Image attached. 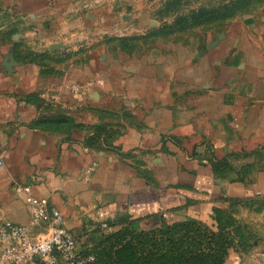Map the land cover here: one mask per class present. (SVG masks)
Segmentation results:
<instances>
[{
    "label": "crops",
    "instance_id": "1",
    "mask_svg": "<svg viewBox=\"0 0 264 264\" xmlns=\"http://www.w3.org/2000/svg\"><path fill=\"white\" fill-rule=\"evenodd\" d=\"M128 15L0 0V220L29 224L17 188L30 185L83 252L109 221L213 223L228 200L264 195V8L203 47L164 45ZM134 32L145 45L114 39ZM225 264L251 263L229 249Z\"/></svg>",
    "mask_w": 264,
    "mask_h": 264
},
{
    "label": "rangeland",
    "instance_id": "2",
    "mask_svg": "<svg viewBox=\"0 0 264 264\" xmlns=\"http://www.w3.org/2000/svg\"><path fill=\"white\" fill-rule=\"evenodd\" d=\"M110 2L119 4L120 11L127 13L125 17L131 14L130 17L134 16L136 20L144 18L147 22L145 36H155L164 45L185 46L195 43L201 47L204 46L207 35L223 34L233 28L236 22L240 23L238 20L255 16L264 8V0H110ZM153 32L156 34H152ZM132 35L114 39L124 43L145 45V41L141 40L145 36L135 32ZM163 218L169 224L185 220L171 221L164 215ZM217 219L229 227L233 241L230 249L242 256V261H249L251 264L264 263V195L249 196L239 203L229 201L226 207H217L213 210L211 216L213 223L204 222L216 229ZM119 221H109L101 228L95 227V230L107 234L120 226L128 225L133 226L136 232H145L158 226L155 220L129 218Z\"/></svg>",
    "mask_w": 264,
    "mask_h": 264
},
{
    "label": "trees",
    "instance_id": "3",
    "mask_svg": "<svg viewBox=\"0 0 264 264\" xmlns=\"http://www.w3.org/2000/svg\"><path fill=\"white\" fill-rule=\"evenodd\" d=\"M244 198L228 201L239 203ZM154 218L158 226L145 232H136L128 225L107 234L95 230L90 237L91 246L83 252L94 255L92 264H224L233 241L229 227L218 219L213 229L203 220L191 217L171 224L162 214Z\"/></svg>",
    "mask_w": 264,
    "mask_h": 264
},
{
    "label": "built area",
    "instance_id": "4",
    "mask_svg": "<svg viewBox=\"0 0 264 264\" xmlns=\"http://www.w3.org/2000/svg\"><path fill=\"white\" fill-rule=\"evenodd\" d=\"M17 189L31 207V216L28 225L0 220V264H33L36 259L54 263L56 256L62 259L60 264H92L94 255L77 250L75 237L66 226L64 216L49 205L47 197L35 196L30 185ZM38 224H45V231L32 237L29 226Z\"/></svg>",
    "mask_w": 264,
    "mask_h": 264
},
{
    "label": "water",
    "instance_id": "5",
    "mask_svg": "<svg viewBox=\"0 0 264 264\" xmlns=\"http://www.w3.org/2000/svg\"><path fill=\"white\" fill-rule=\"evenodd\" d=\"M151 22H153V21H151ZM151 22H150V23H151ZM59 46H60V45H52V46H50L49 48H50V49H53V48H55V47H59Z\"/></svg>",
    "mask_w": 264,
    "mask_h": 264
}]
</instances>
